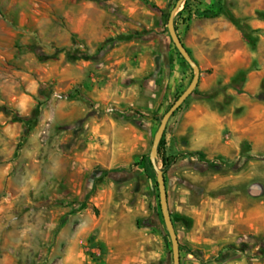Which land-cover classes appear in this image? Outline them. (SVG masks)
I'll return each instance as SVG.
<instances>
[{
    "label": "rangeland",
    "instance_id": "obj_1",
    "mask_svg": "<svg viewBox=\"0 0 264 264\" xmlns=\"http://www.w3.org/2000/svg\"><path fill=\"white\" fill-rule=\"evenodd\" d=\"M261 1L189 0L175 16L190 46L192 28L231 23L250 50L231 78L194 60L198 87L159 146L181 264H264ZM175 4L0 0V264H174L151 153L195 77L168 31ZM198 106L221 124L198 135Z\"/></svg>",
    "mask_w": 264,
    "mask_h": 264
},
{
    "label": "crops",
    "instance_id": "obj_2",
    "mask_svg": "<svg viewBox=\"0 0 264 264\" xmlns=\"http://www.w3.org/2000/svg\"><path fill=\"white\" fill-rule=\"evenodd\" d=\"M248 0H240L241 5L245 8ZM262 9L264 10V0L261 1ZM85 19H81V23ZM86 21V20H85ZM78 23L69 26L71 31H80ZM255 28H264V16L253 21ZM193 36L192 42L194 46H190L184 40L182 41L185 47L192 53V56L201 68L212 67L216 78L241 75L242 70L248 68V59L250 50L248 41L244 38L242 31L234 24L226 23L220 30H210L208 28L195 30L191 29ZM70 36L52 40L54 43L66 44L70 40ZM264 43V38H262ZM197 54H199L197 56ZM262 75L264 72L261 73ZM255 74H249V77ZM251 81V80H250ZM230 79L224 80L223 83H229ZM248 85L250 83L248 82ZM24 101V99H23ZM197 112H193V125L196 133L201 135L202 126L207 124H215L219 126L222 119L214 112L210 111L206 106H198ZM220 123V124H219ZM228 264H246L244 262H229Z\"/></svg>",
    "mask_w": 264,
    "mask_h": 264
},
{
    "label": "water",
    "instance_id": "obj_3",
    "mask_svg": "<svg viewBox=\"0 0 264 264\" xmlns=\"http://www.w3.org/2000/svg\"><path fill=\"white\" fill-rule=\"evenodd\" d=\"M187 0H178L176 6L171 11L169 18H168V31L171 37L172 42L176 46L177 50L180 52V54L184 57V59L188 62V64L194 69L195 71V77L192 82V84L189 86V88L178 98V100L171 106V108L168 110V112L164 115L159 131L157 133L154 147L152 149L151 153V162L158 174V182H159V188H160V199H161V209L162 213L165 219V223L170 231L172 244H173V254H174V264H181V254H180V247L178 243V235L176 233L173 221L170 217L168 207L166 204V196H167V189H166V182H165V176L164 172L159 169L157 164V156H158V150L160 143L162 141V138L164 136V133L167 129V125L169 123V120L172 118L174 113L179 110V108L185 103V101L194 93L195 89L198 87V84L200 82L201 78V70L200 67L196 64L184 44L182 43L176 27H175V16L177 12L180 10L182 5Z\"/></svg>",
    "mask_w": 264,
    "mask_h": 264
},
{
    "label": "trees",
    "instance_id": "obj_4",
    "mask_svg": "<svg viewBox=\"0 0 264 264\" xmlns=\"http://www.w3.org/2000/svg\"><path fill=\"white\" fill-rule=\"evenodd\" d=\"M173 1L177 2L178 0H173ZM188 1H189V0L186 1V4H187ZM175 5H176V4H175ZM159 153H160V150H159Z\"/></svg>",
    "mask_w": 264,
    "mask_h": 264
}]
</instances>
